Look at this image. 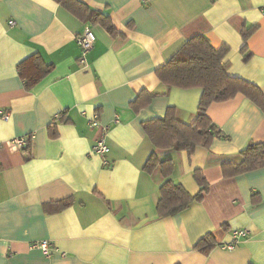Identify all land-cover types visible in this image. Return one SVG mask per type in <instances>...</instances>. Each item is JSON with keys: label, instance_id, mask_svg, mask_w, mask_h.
I'll return each mask as SVG.
<instances>
[{"label": "crops", "instance_id": "obj_1", "mask_svg": "<svg viewBox=\"0 0 264 264\" xmlns=\"http://www.w3.org/2000/svg\"><path fill=\"white\" fill-rule=\"evenodd\" d=\"M79 1L109 16L119 35L55 0H0V111L8 115H0V264H264V168L229 179L222 169L264 143V112L241 94L211 104L221 136L192 155L156 148L142 126L171 107L195 120L202 90L167 87L156 70L196 35L227 46L228 74L264 94V0ZM85 26L96 42L81 65L76 36ZM143 91L155 96L136 111ZM101 136L106 157L90 153ZM22 137L24 152L6 146ZM152 154L172 160L170 180L193 196L200 171L210 185L204 200L160 218L166 179L159 167L144 170ZM239 229L249 239L224 248Z\"/></svg>", "mask_w": 264, "mask_h": 264}, {"label": "trees", "instance_id": "obj_2", "mask_svg": "<svg viewBox=\"0 0 264 264\" xmlns=\"http://www.w3.org/2000/svg\"><path fill=\"white\" fill-rule=\"evenodd\" d=\"M55 1L83 22L99 24L112 36L119 35L110 17L104 13L89 8L79 0ZM253 31L254 27H249L243 32L245 41ZM228 52L227 46L216 49L205 35H196L187 40L163 67L156 70V76L167 87L200 88L202 90L197 115L192 123L183 122L178 117L176 109L171 107L167 110L164 118L150 120L142 124L144 131L156 148L185 151L189 155H192L198 147L209 148L214 138L221 136V131L208 117V108L213 103L231 100L239 94L251 100L264 112L262 90L242 78L232 77L228 74L226 61ZM154 96L153 93L141 92L136 101L132 103V108L136 111L140 110L148 105ZM28 148L29 145L24 150ZM239 157L238 163L222 165L225 178H234L240 174L264 168V143H250L240 151ZM157 167L161 169V173L166 179L160 188V197L156 205L160 218L177 215L185 211L192 203L202 202L210 191V185L200 171H196L194 177L201 190L193 196L181 184L170 180L174 171L172 160L159 161L156 155L152 154L144 170L152 174ZM70 205L71 201L69 200L60 201L52 212L60 211ZM211 242L212 235L204 237L203 243L200 245L202 251L206 253L211 247Z\"/></svg>", "mask_w": 264, "mask_h": 264}, {"label": "built area", "instance_id": "obj_3", "mask_svg": "<svg viewBox=\"0 0 264 264\" xmlns=\"http://www.w3.org/2000/svg\"><path fill=\"white\" fill-rule=\"evenodd\" d=\"M264 10V8H263ZM76 40L78 45L81 48V56L79 59V63L81 65L86 63L87 56L89 52L94 47L96 42V37L94 32L90 26H85L84 29L76 36ZM2 114L3 119H7L8 115L3 114L0 111V115ZM91 126L96 127L99 126V115L95 114L93 119L91 120ZM28 139L26 137L16 138L11 141L6 142V146L9 147L13 151H22L24 152L25 147L28 145ZM2 144H0V147ZM109 152V147L106 143L105 137L101 136L92 147L90 153L94 155H100L106 157ZM104 164H108V161L105 160ZM250 237V232L247 229H239L233 233V241L224 245V248L227 250L235 249L236 245L240 243L242 240H247ZM39 247L45 252L48 253L50 250V243L42 242L39 244Z\"/></svg>", "mask_w": 264, "mask_h": 264}]
</instances>
